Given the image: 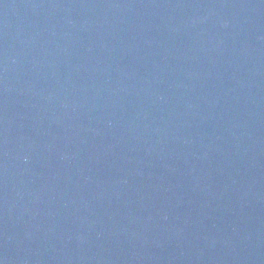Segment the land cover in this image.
<instances>
[{"label": "water", "instance_id": "obj_1", "mask_svg": "<svg viewBox=\"0 0 264 264\" xmlns=\"http://www.w3.org/2000/svg\"><path fill=\"white\" fill-rule=\"evenodd\" d=\"M0 264H264V0H0Z\"/></svg>", "mask_w": 264, "mask_h": 264}]
</instances>
